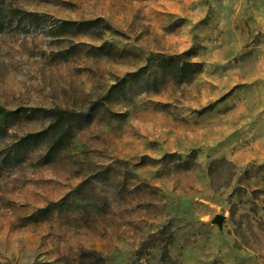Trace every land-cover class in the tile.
<instances>
[{"label": "rangeland", "instance_id": "obj_1", "mask_svg": "<svg viewBox=\"0 0 264 264\" xmlns=\"http://www.w3.org/2000/svg\"><path fill=\"white\" fill-rule=\"evenodd\" d=\"M0 111V264H264V0H0Z\"/></svg>", "mask_w": 264, "mask_h": 264}, {"label": "trees", "instance_id": "obj_2", "mask_svg": "<svg viewBox=\"0 0 264 264\" xmlns=\"http://www.w3.org/2000/svg\"><path fill=\"white\" fill-rule=\"evenodd\" d=\"M26 21L33 25H39L41 23V16L36 13L24 12L22 16V21ZM93 21H85V22H62L63 26H71L75 25L77 29L88 30ZM175 59L170 58L167 60H160V65L167 68L169 65L175 64ZM144 69L135 72L134 75H139L141 71ZM201 71V66L198 63H190L187 62L182 64L179 68L173 67L172 72L173 77L177 79L178 82L190 81L193 79L194 75ZM102 104L97 102L93 105L92 108L86 114H80L76 119L72 120L70 117H67L63 111L58 109L52 110H44L45 113L49 116L50 123L48 127L44 130L29 133L23 137V146L20 148H29L32 145H38L47 140V138L51 135L54 137L52 141L49 140L48 149L52 151V153H56L58 150L66 147L65 136L73 135L76 131L83 129L84 127L90 125L92 121L95 119L98 114L99 107ZM11 114L8 112L0 111V127L2 118H8Z\"/></svg>", "mask_w": 264, "mask_h": 264}, {"label": "water", "instance_id": "obj_3", "mask_svg": "<svg viewBox=\"0 0 264 264\" xmlns=\"http://www.w3.org/2000/svg\"><path fill=\"white\" fill-rule=\"evenodd\" d=\"M219 219H220V221H221L222 218H219Z\"/></svg>", "mask_w": 264, "mask_h": 264}]
</instances>
